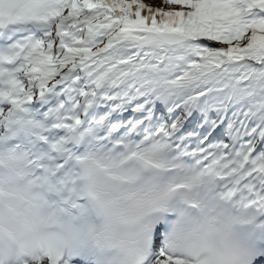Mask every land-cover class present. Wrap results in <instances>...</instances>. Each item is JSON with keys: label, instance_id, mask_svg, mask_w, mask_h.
<instances>
[{"label": "snow or ice", "instance_id": "obj_1", "mask_svg": "<svg viewBox=\"0 0 264 264\" xmlns=\"http://www.w3.org/2000/svg\"><path fill=\"white\" fill-rule=\"evenodd\" d=\"M0 264H264V0H0Z\"/></svg>", "mask_w": 264, "mask_h": 264}]
</instances>
